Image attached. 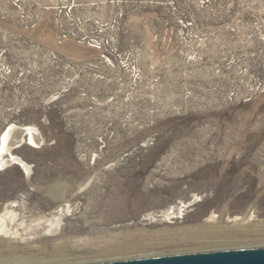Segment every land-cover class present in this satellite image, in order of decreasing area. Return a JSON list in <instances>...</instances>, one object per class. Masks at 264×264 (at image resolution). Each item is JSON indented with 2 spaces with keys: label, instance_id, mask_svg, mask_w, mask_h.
Returning <instances> with one entry per match:
<instances>
[{
  "label": "rangeland",
  "instance_id": "obj_1",
  "mask_svg": "<svg viewBox=\"0 0 264 264\" xmlns=\"http://www.w3.org/2000/svg\"><path fill=\"white\" fill-rule=\"evenodd\" d=\"M9 123L0 264L264 247V0H0Z\"/></svg>",
  "mask_w": 264,
  "mask_h": 264
},
{
  "label": "water",
  "instance_id": "obj_2",
  "mask_svg": "<svg viewBox=\"0 0 264 264\" xmlns=\"http://www.w3.org/2000/svg\"><path fill=\"white\" fill-rule=\"evenodd\" d=\"M86 264H264V247L186 252Z\"/></svg>",
  "mask_w": 264,
  "mask_h": 264
},
{
  "label": "bare ground",
  "instance_id": "obj_3",
  "mask_svg": "<svg viewBox=\"0 0 264 264\" xmlns=\"http://www.w3.org/2000/svg\"><path fill=\"white\" fill-rule=\"evenodd\" d=\"M42 135L38 128L33 125H19L9 123L0 135V171L8 166L18 163L23 166L27 173L32 171V165L21 156L15 154L13 149L19 148L25 143L38 147L42 144ZM205 228V227H204ZM7 232L6 221L0 214V235ZM209 232V230H208ZM25 260L12 258L2 264H24Z\"/></svg>",
  "mask_w": 264,
  "mask_h": 264
}]
</instances>
